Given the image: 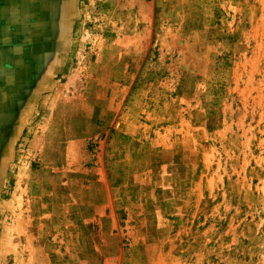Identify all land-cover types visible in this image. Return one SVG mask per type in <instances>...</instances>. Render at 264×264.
Instances as JSON below:
<instances>
[{
  "label": "rangeland",
  "instance_id": "obj_1",
  "mask_svg": "<svg viewBox=\"0 0 264 264\" xmlns=\"http://www.w3.org/2000/svg\"><path fill=\"white\" fill-rule=\"evenodd\" d=\"M44 19L0 45V264H264V0Z\"/></svg>",
  "mask_w": 264,
  "mask_h": 264
},
{
  "label": "flooded vegetation",
  "instance_id": "obj_2",
  "mask_svg": "<svg viewBox=\"0 0 264 264\" xmlns=\"http://www.w3.org/2000/svg\"><path fill=\"white\" fill-rule=\"evenodd\" d=\"M11 18H12V22L11 25L13 26V30L17 33H14V40H16V42H12L11 45H13L14 47H11V45H7V42L5 41L6 38L1 39V46L3 47H7V48H15V54H19V52H25V50H27V52L29 51H36L35 47H36V34L39 33V29H41V27H46V23H45V14L46 12L49 10V7L52 8L53 5V0H11ZM25 6H27L28 8H26ZM22 7V8H21ZM43 9V10H42ZM26 10H28V12H26ZM44 11V12H43ZM2 16H3V12H2ZM7 20V18L5 16H3V21ZM26 23L27 27L29 28L28 30V35L29 37H32L31 35V30L34 31L33 33V37L29 40H31V42L29 44H27V49H25L26 46H23V49H20V42L19 38V27H23L24 24ZM6 28V26H5ZM15 28H18V30H16ZM2 31L4 30V28H1ZM25 36V34H24ZM26 42V41H23ZM5 43V44H4ZM23 45H25V43H23ZM25 52V53H27ZM4 53V51L2 52ZM37 54V53H36ZM15 58H17L16 62H18V60H20L21 56L20 55H15ZM1 88H3L1 86ZM2 90V89H1Z\"/></svg>",
  "mask_w": 264,
  "mask_h": 264
},
{
  "label": "crops",
  "instance_id": "obj_3",
  "mask_svg": "<svg viewBox=\"0 0 264 264\" xmlns=\"http://www.w3.org/2000/svg\"><path fill=\"white\" fill-rule=\"evenodd\" d=\"M2 24H3V16H2V7H1V10H0V33H2V29H1L2 28Z\"/></svg>",
  "mask_w": 264,
  "mask_h": 264
}]
</instances>
